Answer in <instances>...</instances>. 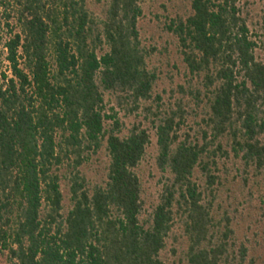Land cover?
<instances>
[{"label": "trees", "instance_id": "trees-1", "mask_svg": "<svg viewBox=\"0 0 264 264\" xmlns=\"http://www.w3.org/2000/svg\"><path fill=\"white\" fill-rule=\"evenodd\" d=\"M239 1L190 0L167 25L188 82L166 108L141 0H0V249L10 264H167L177 223L187 264H264V239L243 230L252 212L220 201L230 161L264 199V24L258 42ZM115 108L142 110L152 128L125 132ZM189 117L200 119L193 134ZM151 130L162 186L149 208L138 168ZM103 148L104 175L91 183L80 167Z\"/></svg>", "mask_w": 264, "mask_h": 264}, {"label": "rangeland", "instance_id": "rangeland-1", "mask_svg": "<svg viewBox=\"0 0 264 264\" xmlns=\"http://www.w3.org/2000/svg\"><path fill=\"white\" fill-rule=\"evenodd\" d=\"M240 7L243 16L246 18L251 34L258 42L261 40L262 26L264 24V0H240ZM143 16L139 22L141 40L145 47L154 49L149 58L150 67H156L159 70V80L155 89L156 94L162 97V104L166 108L173 107L176 99L180 96L179 86H186L188 75L186 67L182 59L180 47L175 36L167 29V25L171 20L179 15H186L190 9V0H141ZM97 11V7H93ZM18 31V29H15ZM257 57L264 59V48L261 43L256 49ZM6 51L0 46V71L7 69L8 63L5 60ZM108 101V108L114 107V103ZM191 111L190 109H188ZM118 117L124 123V131L132 128L133 125L142 123L145 127L152 125L145 118L142 110L134 114H127L125 111L115 108ZM200 109H198V113ZM200 119L189 117L184 124L183 132L194 133L190 131L198 129ZM152 144L148 147V153L144 161L138 168V173L142 178L146 189L147 207L151 208L158 197L161 190V173L155 165L156 136L154 130H151ZM108 158L104 148L96 154H90L88 161L80 167V170L86 174L91 183L99 181L104 175ZM229 174L225 175L227 180L225 185L221 187L220 201L224 207L237 208L243 214L252 212L254 218H246L243 223V230L247 232L252 241H255L254 233L260 234L259 239H264V199L260 193L256 192V188L243 187L241 169L239 165L229 162ZM66 167L62 170L63 178L61 180V189L64 195V213L70 209V193L68 176ZM196 178H200L196 174ZM253 180H251L252 183ZM201 183L203 181L201 180ZM251 185V184H250ZM252 190V192H251ZM249 219L259 221V231L256 226H249ZM249 238V237H248ZM261 242V241H260ZM187 243L183 237L180 225L177 223L167 241V247L162 251L161 256L167 264H187L185 260V251ZM0 264H10L6 255L0 249Z\"/></svg>", "mask_w": 264, "mask_h": 264}]
</instances>
